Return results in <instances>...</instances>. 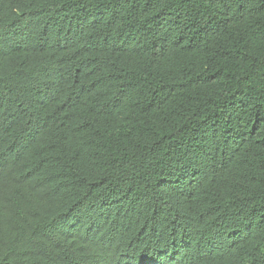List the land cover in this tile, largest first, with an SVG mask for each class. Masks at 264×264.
Listing matches in <instances>:
<instances>
[{"label": "trees", "instance_id": "16d2710c", "mask_svg": "<svg viewBox=\"0 0 264 264\" xmlns=\"http://www.w3.org/2000/svg\"><path fill=\"white\" fill-rule=\"evenodd\" d=\"M0 264H264V0H0Z\"/></svg>", "mask_w": 264, "mask_h": 264}]
</instances>
